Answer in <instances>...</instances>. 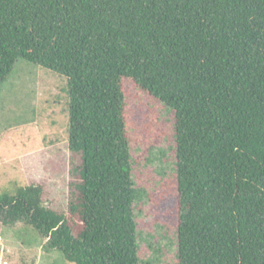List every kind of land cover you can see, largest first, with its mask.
<instances>
[{
	"label": "trees",
	"instance_id": "1",
	"mask_svg": "<svg viewBox=\"0 0 264 264\" xmlns=\"http://www.w3.org/2000/svg\"><path fill=\"white\" fill-rule=\"evenodd\" d=\"M67 83L69 198L0 191L73 264L140 257L130 79L172 113L176 264H264V0H0V87L18 59Z\"/></svg>",
	"mask_w": 264,
	"mask_h": 264
},
{
	"label": "rangeland",
	"instance_id": "2",
	"mask_svg": "<svg viewBox=\"0 0 264 264\" xmlns=\"http://www.w3.org/2000/svg\"><path fill=\"white\" fill-rule=\"evenodd\" d=\"M138 212L140 257L176 264V181L171 111L130 79L123 82ZM67 83L18 58L0 87V191L38 183L43 205L65 210L69 198ZM23 222L0 223V264H73Z\"/></svg>",
	"mask_w": 264,
	"mask_h": 264
}]
</instances>
